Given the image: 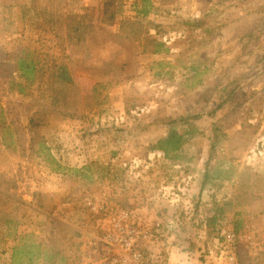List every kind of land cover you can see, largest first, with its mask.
Segmentation results:
<instances>
[{"label": "rangeland", "instance_id": "374dc122", "mask_svg": "<svg viewBox=\"0 0 264 264\" xmlns=\"http://www.w3.org/2000/svg\"><path fill=\"white\" fill-rule=\"evenodd\" d=\"M102 1L0 0V236L17 226L42 240L35 264H264V0H152L148 16L124 0L112 24ZM87 12L95 30L69 40L66 17ZM25 55L64 64L75 81L34 147L41 89L9 83ZM171 129L194 133L166 157L152 145ZM215 202L224 213L209 223ZM124 213L139 233L110 247ZM7 245L0 264H15Z\"/></svg>", "mask_w": 264, "mask_h": 264}, {"label": "trees", "instance_id": "16d2710c", "mask_svg": "<svg viewBox=\"0 0 264 264\" xmlns=\"http://www.w3.org/2000/svg\"><path fill=\"white\" fill-rule=\"evenodd\" d=\"M124 2V0H103L101 2V21L106 24H112L115 22L117 17L123 11ZM20 5L22 7V16L24 18H26L29 13L34 12V9L28 4V2H22ZM134 7L137 10L138 15L148 16L153 10V1L135 0ZM93 18L94 16L88 12L68 15L66 17L68 39L84 40L89 33L95 30L96 25L93 22ZM146 39L147 43L153 44L151 48L153 53L160 51V47L163 45V42L151 37H147ZM145 51H147V49H145ZM16 64L18 66L21 79L16 77L11 78L9 81L11 91L24 93L25 89L29 87L30 84L38 82L41 89V95L45 100V102H38L35 104L36 109L29 121V131L31 132L30 145L34 147L37 138L40 137V141H43V137L40 136L41 134L38 132L37 128L41 124H45L53 112H65L61 109V106L70 102L69 95L73 90L75 81L64 64L55 62L53 65L47 66L41 62L39 56H20L17 59ZM2 89L3 84L0 80V91ZM48 101L50 102L47 103ZM182 120L187 122L184 118H182ZM193 133V129L186 132L187 135H193ZM186 134H180L176 130L171 129L166 136L158 139L152 145V150L161 151L166 157H170L171 152L181 146V140ZM55 169L58 168L55 167ZM244 174H246V172H242V176ZM210 176L211 172L207 170L205 173V179L203 180L202 190L204 189L205 183L208 181ZM249 181L250 176L249 173H247L246 177H241L240 183L242 185H248L247 188H249ZM0 191H2V189H0ZM4 194L8 197L12 195L8 193ZM12 197L16 198L15 195H12ZM244 199V201L249 200V198ZM17 201L21 200L17 199ZM246 203L249 204V201ZM214 205L215 214L209 218V223L216 220V216L218 214L224 213V208L221 207L219 203L215 202ZM240 214L241 211L237 210L231 219V223L233 224L236 232L241 231L244 227V221L239 217ZM8 236L12 237V244L7 241ZM0 239L5 244H8L7 248H4L3 251L10 252L11 260L15 264H35L34 261L40 260L42 254L48 253L46 244L42 240L35 238L33 233L31 234L27 231H19L17 226H15L12 231L8 230L2 234Z\"/></svg>", "mask_w": 264, "mask_h": 264}, {"label": "built area", "instance_id": "2783aa9c", "mask_svg": "<svg viewBox=\"0 0 264 264\" xmlns=\"http://www.w3.org/2000/svg\"><path fill=\"white\" fill-rule=\"evenodd\" d=\"M90 205H92V201L89 202ZM135 219L140 220L138 214H136ZM129 216L127 213L118 215V214H113L112 216V223H113V229L112 231H109L106 236L105 239L108 242V244L110 245V247H115L119 244H122L123 246H132L133 241H134V237L139 233L138 232V226L140 227V225H135V226H129L126 225L124 222L126 219H128ZM160 224L159 223H155V231L154 234L155 236H158V234H160ZM141 235L144 237H148L149 236V231H143L141 232ZM232 236H234V234H232ZM134 256L136 258H143V254L139 251L136 252L134 254Z\"/></svg>", "mask_w": 264, "mask_h": 264}, {"label": "crops", "instance_id": "0c3cea01", "mask_svg": "<svg viewBox=\"0 0 264 264\" xmlns=\"http://www.w3.org/2000/svg\"><path fill=\"white\" fill-rule=\"evenodd\" d=\"M186 261V260H185ZM188 262V261H187ZM169 264H175V261H173L172 258H170Z\"/></svg>", "mask_w": 264, "mask_h": 264}]
</instances>
